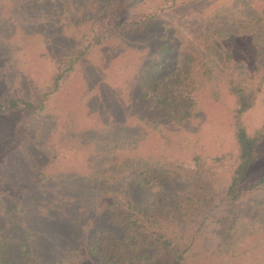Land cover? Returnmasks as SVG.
Listing matches in <instances>:
<instances>
[{
	"label": "rangeland",
	"instance_id": "1",
	"mask_svg": "<svg viewBox=\"0 0 264 264\" xmlns=\"http://www.w3.org/2000/svg\"><path fill=\"white\" fill-rule=\"evenodd\" d=\"M108 1L0 0V100L42 106L0 114V264H105L88 245L122 230L117 191L130 184L141 210L161 213L198 162L210 170L224 157L210 179L228 181L238 104L228 81L254 91L264 75V0H128L123 20L139 22L54 87L60 59ZM242 119L250 134L264 128V82ZM263 172L264 155L248 180ZM241 203L210 224L197 264H264V192Z\"/></svg>",
	"mask_w": 264,
	"mask_h": 264
},
{
	"label": "trees",
	"instance_id": "2",
	"mask_svg": "<svg viewBox=\"0 0 264 264\" xmlns=\"http://www.w3.org/2000/svg\"><path fill=\"white\" fill-rule=\"evenodd\" d=\"M133 2L109 0L104 5L99 16L94 19L92 30L84 34L60 59L54 87L68 77L76 60L87 54L92 47L101 44L116 31L123 30L126 24L139 22L123 20L125 9ZM260 20L264 26V7L260 12ZM259 81L254 91L246 88L243 78H231L228 81L229 89L238 100L234 109L237 153L233 156L228 181L214 186L210 179L223 163L224 157L213 159L214 165L211 168L216 169L214 171L211 168L205 170L204 164L197 161L191 175L195 182L187 187L185 193L176 196L174 205L167 204L168 208L161 213L141 210L133 201V191L129 184L126 191H117L112 196L110 204L113 222L122 230L101 229L88 245L90 252L105 264H197L195 255H199L197 250L210 224L223 225L228 214L240 207L244 198L264 192V172L254 180H248L252 165L264 155V128L250 134L242 119L254 104L257 91L264 82V75ZM166 87L178 89L169 84ZM41 107L26 98L5 97L0 100V114L18 110L36 112ZM132 173L140 179L146 171L133 170ZM189 175L187 173L186 176L190 178ZM144 180L150 182L146 176Z\"/></svg>",
	"mask_w": 264,
	"mask_h": 264
}]
</instances>
